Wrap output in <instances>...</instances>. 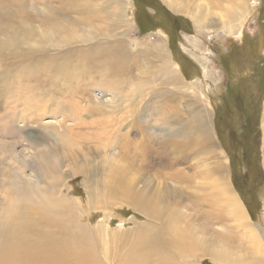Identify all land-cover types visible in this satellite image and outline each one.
Returning a JSON list of instances; mask_svg holds the SVG:
<instances>
[{"label":"rangeland","instance_id":"374dc122","mask_svg":"<svg viewBox=\"0 0 264 264\" xmlns=\"http://www.w3.org/2000/svg\"><path fill=\"white\" fill-rule=\"evenodd\" d=\"M174 1L179 3L182 0ZM211 1L183 0L184 5L181 6L186 10L175 13L169 2L164 0H151L149 3L157 7L150 6L149 9L141 6L136 0H130L131 14H125L115 8L116 4L108 0H0V112L3 110L4 102H9L12 110V112L3 111L5 119L0 122L1 134L6 135L7 129L13 127L10 125L11 120H7L5 115H17L15 116L17 122L13 123L14 129L20 128L23 121H28L23 115L31 118L34 111L31 103L40 107L35 116L45 118L47 121L62 119V115H55L57 113L52 111L55 107V99L61 101L65 106L70 107L73 118H76L73 130L69 131L78 151L74 156L81 159L82 155H87L92 164H100L95 166L103 168L100 170V177L107 181L104 158H101L107 151L118 152L123 148V151H126L129 146L136 148L142 138L147 140L150 147L159 150L161 142H168L174 136L173 126L167 120V117H171L176 111L174 106L177 104L185 120H190L187 108L196 112L192 107L198 105L204 113L208 112H206L208 114L206 122L211 149H216L217 152L222 146L228 157L238 154L240 159L241 152L246 153L245 149L242 150L244 145H232V139L229 137L241 133L239 125L242 124L243 116L236 118V114L232 111L236 107L239 109L240 104L232 97V102L226 105L225 112L234 116V123L229 125L231 119L229 117L228 120H219L221 124L219 125L217 121L219 114L216 115L219 109L214 110L215 97L210 96V93L218 89L225 73L217 53L228 49V58L235 55L234 71L236 73L239 71L230 78L234 82L240 81V85H236L237 90L238 88L243 91L250 90L254 95L252 104H245V108L240 112L256 107L255 115L259 131L258 140L253 144V152L250 155L251 175L254 181L251 182L253 194L248 195L244 192L238 175L233 172L235 168L242 167L241 170L246 168L249 159L240 161L243 165H233L229 158L233 179L231 185L238 192V197L242 199L252 221L258 224L264 234V0H246L247 5L249 3L253 5L257 1L255 11L251 14L246 13L243 17L234 15L231 20L219 16H224L227 7L230 9L236 7L244 0H224L219 7H215L214 0ZM159 8H165L177 17L179 29L170 27L175 22L174 18L172 22L166 23L161 15H155ZM196 10L201 11L200 17H207L202 23L203 27L188 16L189 12ZM224 21L227 26L222 25ZM50 29L54 30V35L44 33ZM250 39L253 41L250 42ZM160 42L165 46V49L163 47L162 49L166 51V55L167 53L171 55L170 59L168 55L165 57L161 54L163 50L159 53L157 47ZM120 47H123L125 53L137 62L134 61L129 65L132 70L124 68L125 62L132 63L131 60L120 61L121 63L119 60L110 61L111 54L121 50ZM170 61L171 64L174 62L178 64L183 79L197 85L204 100H191L175 87H171L174 94L165 92L163 88L162 97L155 92L156 83L154 84V79L149 75L144 79H137L138 70L144 67L159 77V65L170 64ZM206 69L209 71L205 73ZM251 73H253V81L250 80ZM253 82L257 87L252 84ZM111 87L117 89L114 106H110L112 97L107 92ZM34 98H39L41 102ZM175 126L179 129L181 124L176 122ZM42 131L39 138L52 142L53 135L48 133L47 129ZM140 131L144 132V136L137 134ZM126 134H129L132 145H128L124 140ZM180 138L179 136L178 142L181 141ZM5 141L8 143V148L12 150L14 147V152L20 153L22 146L17 143L19 140L15 139V136L9 135ZM167 149L175 151L169 146ZM207 158L209 159V155L197 157L194 155L193 161L191 159L187 162L179 161L173 171L178 168L181 174L192 180L191 185L196 187L195 180L198 182L206 180L203 181L195 176L193 165L198 160L203 162ZM153 166L158 167V165ZM164 169V174L171 172L169 168ZM64 170L67 171V168L64 167ZM100 177L98 180L101 182ZM85 181L86 177L80 174L70 181L75 195L81 197L84 203L87 202ZM185 189L193 194H205L197 187ZM176 195L177 192L170 194L171 198ZM111 204L113 205L111 216L105 219L110 222L113 230L120 233L119 235L126 232L134 238L141 227L153 223L131 206ZM203 209L211 210L208 203ZM219 210L221 207H216L214 214ZM94 213H90L89 222L97 225L104 219L102 216L105 214L101 210ZM197 218L198 216L195 217V224ZM202 223L203 221L199 220V226ZM238 224H242L241 221L239 223V221L225 220L210 223L205 230V245L216 250L230 247L239 252L244 251L249 246L247 244L249 233L246 235L241 233L238 236L235 233L238 231ZM54 229H58L57 225H53L52 230ZM130 230L134 231V234ZM119 246L120 238H117L114 253L120 248ZM196 264L215 263L200 258Z\"/></svg>","mask_w":264,"mask_h":264},{"label":"bare ground","instance_id":"6f19581e","mask_svg":"<svg viewBox=\"0 0 264 264\" xmlns=\"http://www.w3.org/2000/svg\"><path fill=\"white\" fill-rule=\"evenodd\" d=\"M108 1L116 4L115 8L122 13L131 14L130 0ZM214 1L215 7L224 2ZM168 2L175 13L186 10L181 6L184 5L183 0L179 3L174 0ZM256 5L257 1L247 5L244 0L236 7H227L224 16L219 17L229 20L234 15L243 17L246 13H253ZM200 13V10H196L189 12L188 16L203 27L202 23L207 17H200ZM222 25H226V21ZM44 33L53 34L54 30ZM159 47L157 49L161 53L165 46L160 42ZM120 49L111 54L110 61L131 60L132 63L125 62L124 68L132 70L129 65L135 60L125 53L123 47ZM161 54L165 57L168 55L169 59L171 57L168 53L166 55L165 50ZM162 65H159V77L144 67L138 70L137 79L149 75L156 83L155 92L162 97L163 88L165 92L174 94L171 87H175L191 100H204L197 85L183 79L178 64H171L170 61V64ZM207 71L209 69L204 72ZM107 92L112 97L110 106H114L117 89L111 87ZM34 99L41 102L39 98ZM54 103L52 111L57 113L55 115L63 116L60 120L47 121L35 116L40 107L33 103L30 104L34 109L31 118L23 115L28 121H23L20 128L14 129L17 115H5L13 127L7 129L4 136L0 132V264H196L200 258L209 259L215 264H264V234L252 221L238 192L232 188L228 155L220 144L217 152L211 149L207 111L204 113L200 106L194 105L192 109L196 112L187 108L190 120H185L176 104V111L167 117L173 126L174 136L168 142H161L159 150L150 147L147 140L142 138L136 148L129 146L126 151H123L124 148L118 152L107 151L101 157L104 158V170L107 172L106 181L100 177L103 168L95 166L100 164H92L87 155H82L81 159L74 156L77 155L76 143L69 131L73 130L76 118H73L69 106L56 99ZM2 104L0 122L5 119L3 111L12 112L9 102ZM40 114L43 116V113ZM176 122L181 124L179 129L175 126ZM43 129L53 135L52 142L39 138ZM35 134L37 136L34 137ZM137 134L144 136L143 131ZM9 135L20 141L17 143L22 146L21 155L19 151L14 152V147L12 150L8 148L5 140ZM128 135L124 136V140L132 145ZM167 146L175 151H169ZM194 155H209V159L203 162L198 160L199 163L194 161L193 165L195 176L206 180H195L198 190L205 193L203 195L187 191L185 188L196 189L190 183L192 180L181 174L178 168L173 171L179 161H193ZM163 168H169L171 172L164 174ZM78 174L86 177V203L75 195L70 185L71 179ZM170 179L173 181L169 182ZM173 192H177V195L171 198ZM111 203L131 206L153 223L141 227L134 238L126 232L119 235L105 219L111 216ZM206 203L210 211L203 209ZM216 207H221V210L214 214ZM100 210L105 214L102 216L104 219L92 225L89 222L90 213ZM199 220L203 221L201 226ZM225 220L241 221L235 232L238 236L249 233V246L244 251L230 247L216 250L205 245L208 225ZM53 225H57L58 229L52 230ZM131 233L134 234V231ZM117 238H120V248L114 253Z\"/></svg>","mask_w":264,"mask_h":264},{"label":"flooded vegetation","instance_id":"af4514ba","mask_svg":"<svg viewBox=\"0 0 264 264\" xmlns=\"http://www.w3.org/2000/svg\"><path fill=\"white\" fill-rule=\"evenodd\" d=\"M248 41V40H247ZM250 42L253 41V39L249 40ZM225 52V53H224ZM229 51L228 49L226 51H221L219 53H217V56L219 57V61L220 63L223 65L224 68V74L222 76V79L220 81V84L218 85V89L216 90V92L210 93V96L212 98L215 97V101L213 103V107L214 110L219 109L216 111V115L219 114L217 117V121L218 124H220L219 120H224V119H229V117L231 118L229 120V125L231 123H234L233 119L234 116H232L229 113L225 112L226 109V105H229L232 102V97L239 102V109L233 108L232 111L234 112V114H236V118L239 116V118L241 116H243V121L242 124L239 125L240 126V130L241 133L238 135H231L229 136L232 140H231V144H243L245 149L244 151H246V153H242L241 152V160L238 159L239 155L238 154H234L232 156H230V160L233 162V165H243V163L241 164L242 161L249 159L248 160V164L246 166V168L244 167L243 170L242 167L239 168V166H235L239 169L235 168V171L233 169V172H235V174L238 175L239 178V183L242 189H244V192H246L248 195H252L253 191H252V186H251V182L254 183L253 181V176L251 175V166L252 165V159L250 157L251 152H253V144L255 142H257V136L259 135V131L257 129V119H256V107L254 108H250L248 110L242 111V113L240 112V110L242 108H245V104H252L253 99H254V95L252 94V92L250 90H241L237 87L236 85H240V81H236L234 82L233 78L235 75H237V73H239V71H237V73L234 71V66L236 67L235 64V55H231L228 58ZM256 74V71H255ZM253 75V73H251V76ZM231 77V78H230ZM240 79V76H239ZM251 81H253V76L250 78ZM255 87H257L256 83H252ZM252 88V86H250ZM246 87H244L245 89ZM220 90V91H219ZM219 91V93H218ZM214 94V95H212ZM254 104V103H253ZM223 107V108H221ZM221 108V109H220ZM238 109V111H237ZM258 109V107H257ZM215 112V111H214ZM223 112V113H221ZM221 114H223L221 116ZM236 122V120H235ZM238 122V120H237ZM240 122V121H239ZM224 124V123H223ZM243 140H242V138ZM236 142V143H234ZM241 161V162H240Z\"/></svg>","mask_w":264,"mask_h":264},{"label":"trees","instance_id":"16d2710c","mask_svg":"<svg viewBox=\"0 0 264 264\" xmlns=\"http://www.w3.org/2000/svg\"><path fill=\"white\" fill-rule=\"evenodd\" d=\"M141 6H143L144 8L149 9L150 6H153L154 8L157 7L155 6V4L149 3L151 0H149L147 2V0H136ZM148 3V4H147ZM155 15H161L164 20L166 21V23L172 22V18L175 19V22L170 26L172 28H177L179 29V24H177L178 22H176V16L171 14L169 11H167L165 8L161 9L159 8L158 11L155 12Z\"/></svg>","mask_w":264,"mask_h":264}]
</instances>
